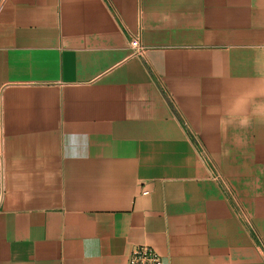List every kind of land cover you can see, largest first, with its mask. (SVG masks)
Instances as JSON below:
<instances>
[{
  "label": "crops",
  "instance_id": "obj_1",
  "mask_svg": "<svg viewBox=\"0 0 264 264\" xmlns=\"http://www.w3.org/2000/svg\"><path fill=\"white\" fill-rule=\"evenodd\" d=\"M255 113L264 0H6L0 264H264Z\"/></svg>",
  "mask_w": 264,
  "mask_h": 264
},
{
  "label": "built area",
  "instance_id": "obj_2",
  "mask_svg": "<svg viewBox=\"0 0 264 264\" xmlns=\"http://www.w3.org/2000/svg\"><path fill=\"white\" fill-rule=\"evenodd\" d=\"M6 0H0V10L4 5ZM131 48L134 50L133 56L142 57L145 53V49L138 45L136 41L131 43ZM212 171V180L221 186L225 187L223 184L220 175L215 171V169L211 166ZM126 264H162L159 256L149 247L147 246H138L134 247L127 257Z\"/></svg>",
  "mask_w": 264,
  "mask_h": 264
},
{
  "label": "rangeland",
  "instance_id": "obj_3",
  "mask_svg": "<svg viewBox=\"0 0 264 264\" xmlns=\"http://www.w3.org/2000/svg\"><path fill=\"white\" fill-rule=\"evenodd\" d=\"M200 153H201V155H206V153H205V151H203V150H201L200 149ZM209 163L211 164L210 165V167L212 166L214 169H215V167L212 165V163L209 161ZM215 171H216V169H215ZM218 173V172H217ZM219 174V173H218ZM220 175V174H219ZM220 177H221V179H222V182H223V184H226V182L224 181V179H223V177L220 175ZM239 210V213L241 214V217H244V214H243V212L241 211V209H238ZM263 251V253H264V250H262Z\"/></svg>",
  "mask_w": 264,
  "mask_h": 264
},
{
  "label": "clouds",
  "instance_id": "obj_4",
  "mask_svg": "<svg viewBox=\"0 0 264 264\" xmlns=\"http://www.w3.org/2000/svg\"><path fill=\"white\" fill-rule=\"evenodd\" d=\"M255 114L259 115V114H264V113H255ZM240 123H241V126H246L249 123L248 117L247 116L243 117Z\"/></svg>",
  "mask_w": 264,
  "mask_h": 264
}]
</instances>
